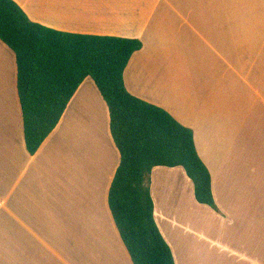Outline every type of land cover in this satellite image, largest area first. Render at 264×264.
Returning a JSON list of instances; mask_svg holds the SVG:
<instances>
[{
	"label": "crops",
	"instance_id": "obj_1",
	"mask_svg": "<svg viewBox=\"0 0 264 264\" xmlns=\"http://www.w3.org/2000/svg\"><path fill=\"white\" fill-rule=\"evenodd\" d=\"M14 1L59 32L142 42L127 90L193 132L212 177L214 209L183 168L151 174L175 263L264 264V0ZM0 109V264H133L109 207L120 153L94 81L32 156L0 41Z\"/></svg>",
	"mask_w": 264,
	"mask_h": 264
},
{
	"label": "trees",
	"instance_id": "obj_2",
	"mask_svg": "<svg viewBox=\"0 0 264 264\" xmlns=\"http://www.w3.org/2000/svg\"><path fill=\"white\" fill-rule=\"evenodd\" d=\"M0 41L15 55L27 151L35 155L59 125L86 79L110 113L120 164L109 190L110 211L133 264H176L155 221L151 174L183 168L196 201L215 208L211 174L193 132L163 108L131 95L124 82L139 40L59 32L33 23L14 0H0Z\"/></svg>",
	"mask_w": 264,
	"mask_h": 264
},
{
	"label": "rangeland",
	"instance_id": "obj_3",
	"mask_svg": "<svg viewBox=\"0 0 264 264\" xmlns=\"http://www.w3.org/2000/svg\"><path fill=\"white\" fill-rule=\"evenodd\" d=\"M0 110H3V109H0ZM3 111L7 112L6 110H3Z\"/></svg>",
	"mask_w": 264,
	"mask_h": 264
}]
</instances>
